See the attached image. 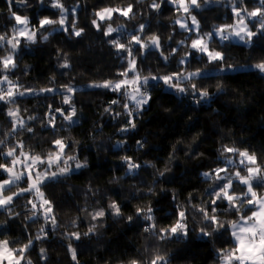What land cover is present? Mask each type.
I'll use <instances>...</instances> for the list:
<instances>
[{"label": "trees", "instance_id": "16d2710c", "mask_svg": "<svg viewBox=\"0 0 264 264\" xmlns=\"http://www.w3.org/2000/svg\"><path fill=\"white\" fill-rule=\"evenodd\" d=\"M249 1L257 5V0H247V3ZM62 2L68 8L79 2L77 27L85 29L84 35L70 38L57 32L48 41H43L38 35L34 44L22 39L16 58L17 68L9 76L24 88L36 90L74 86L78 89L73 102L79 122L67 128V122L57 116V127L65 130L54 134L50 129H43L40 121L45 119L49 105L64 109L68 105L62 104V96L52 93L26 95L19 98L17 104L23 116L37 118L29 121L35 136L29 139L30 134L25 133L21 137L9 138V142L15 143L16 139L22 138L26 148L30 146L36 152L46 153L53 139L65 137L66 142H75L69 154L74 152L81 161L86 160L87 167L77 170L65 182L45 189L55 205L58 226L54 230L49 226L48 239L35 241V247L26 255L33 264H45L39 254V249L44 247L49 257L48 264H76L67 247L71 243L76 248L79 264H127L130 259L147 260L157 250L168 256L170 264H220L217 250L230 248L231 239L224 230H221L224 235L217 234L219 238L200 236V216L192 213L189 197L191 195L194 204L207 201L205 189L209 184L203 181L200 173L217 166L218 149L223 144L255 151L260 157L259 162L264 165V73L252 67L264 60V38L255 37L251 47L243 43H233L227 49L215 45L217 50L225 51L229 57L227 63L238 68L224 73L213 71L211 77L200 85L210 92V102L197 105L192 97L154 86L150 81L148 91L151 99L135 117L136 127L121 132L129 117L120 104H111V101L120 99L123 104L124 98L108 89L87 87L92 82L119 79L117 73L127 66L105 43L107 38L92 27L93 13L103 7L133 3L139 13L135 20L115 19L113 27L124 23L131 32L141 23L150 24L151 30L147 35L155 33L160 36L165 55L189 35L174 24L180 14L169 3L162 4L159 11L151 10L147 7L151 0H140L139 4L136 0ZM226 3L227 0H223L209 10L200 11L197 19L203 31L211 30L214 25L233 22L231 9L224 6ZM12 11L28 16L37 25L40 17L56 19L59 15L58 10L50 6V0H45L44 6L39 0H27L26 5L14 0L11 10L8 0H0V33L10 32L15 23L11 18ZM71 19L69 16V22ZM186 51L188 49L184 48L170 56L167 65L158 52H153L146 59L138 56L137 64L143 75H166L179 70L178 62ZM6 52V49H0V56ZM65 58L71 64L68 69L59 67ZM192 67H203V64H196L193 60ZM217 84L221 85L220 90ZM9 107L14 106L0 102V132L10 128ZM109 107L111 111L105 112ZM117 112L121 115L115 116ZM137 141L143 142V148L137 145ZM121 142L122 146H118ZM125 156L141 165L136 175H126L127 164L122 159ZM0 163L4 161L0 159ZM160 172H164V176H160ZM4 178L6 175L0 171V179ZM21 186L26 187V184ZM240 190L236 188L237 192ZM25 199L19 200L15 207L17 212H22ZM112 201L119 204L121 216L111 214L108 205ZM147 206L153 208L159 227L175 222L178 206L188 207L189 236L179 242H160L144 233L146 221L136 217V209ZM101 207L106 211L105 217L93 221L89 213ZM220 207L218 214L222 220L237 219L231 212L223 211L226 204ZM128 216L133 217V222H128ZM41 223L33 224L25 220L23 214L9 219L7 214L0 213V225H3L0 239L27 243L26 237L31 235L34 238ZM92 224L97 225L96 234L83 236ZM76 231L81 233L78 241L69 240L64 235Z\"/></svg>", "mask_w": 264, "mask_h": 264}, {"label": "snow or ice", "instance_id": "6c2138e0", "mask_svg": "<svg viewBox=\"0 0 264 264\" xmlns=\"http://www.w3.org/2000/svg\"><path fill=\"white\" fill-rule=\"evenodd\" d=\"M13 2L14 0H8L10 10ZM20 2L27 4V0H20ZM39 3L44 6L45 0H39ZM139 3L140 0H136V4ZM164 3L175 7V11L180 15L175 19L174 24L179 25L183 32L189 34L184 40L178 42L177 48H171L168 55H165L159 35L155 33L147 35V32L151 30L150 24L141 23L131 32L124 23L113 27L115 19L123 18L125 22L135 20L139 13L135 10L133 3L126 6L103 7L93 13L92 27L107 38L105 43L114 50L118 59L126 62L127 66L117 73L120 79L92 82L87 87L108 89L124 98L123 104L120 99L111 101V104H120L124 114L129 117L127 126L121 128V132H127L136 127L135 117L143 111L144 106L151 99L148 91L150 81L154 82V86H163L178 95L192 97L197 105L201 102H210V92L200 85L211 77L213 71L224 73L236 71L238 68L236 65L227 63L229 57L226 56L225 51L217 50L215 45L218 44L223 49H227L233 43H243L251 47L255 37L264 38V0H257V6L251 10L247 7L245 0H227L224 6L231 9L233 22L214 25L207 32L202 30L197 15L200 11L209 10L223 3V0H151L147 7L159 11ZM50 6L59 12L56 19L48 16L40 17L37 25L33 24L28 16H21L12 11L11 18L15 23L10 32L0 33V49L7 50L6 55L0 56V102L14 106L7 110L10 128L0 132V159L4 161L0 163V171L6 175V178L0 179V213L7 214L9 219H16L23 214L24 219L33 224L42 221L38 234L34 238L31 235L26 237L27 243L0 239V264H33L26 254L35 247V241L48 239L49 226L53 230L58 226L54 212L55 205L46 195L45 189L50 185L55 186L65 182L77 170L87 167L86 160L81 161L74 152L69 154L75 142H66L65 137L53 139L46 153L36 152L30 146L26 148L22 138L16 139L15 143L9 142V138L21 137L25 133L30 134L29 139L35 136L34 128L30 126L29 121L37 118L23 116L17 104V100L26 95L52 93L62 96V104L68 105L67 109L52 108L49 105L45 119L40 121L43 129H50L54 134L65 130L63 127H57V116L67 122V128L79 122L76 119L77 108L73 102L78 89L74 86L62 85L60 88L48 87L36 90L24 88L9 76L12 70L17 68L16 58L22 39L34 44L37 42L38 35L43 41H48L49 37L57 32L65 33L70 38H79L84 35L85 29L77 27L79 2L68 8L62 0H50ZM69 16L72 18L71 22H69ZM45 32L47 34H44ZM169 39L171 40V37ZM184 48L188 51L184 52L179 60L178 71L166 75L151 73L143 75L138 67V56L146 59L153 52H158L159 57L167 65L170 56H174ZM196 54L199 56L197 57ZM193 60L196 64H203V67H192ZM209 65L213 67L209 68ZM59 67L68 69L71 64L65 58ZM252 67L264 73V60ZM217 89H221L220 84H217ZM104 111L110 112L111 107L105 108ZM120 115L119 112L115 113V116ZM137 145L140 148L144 146L141 141H137ZM118 146H122V142ZM218 151L217 166L200 173L203 181L209 184V187L205 189L207 201L194 204L191 195L189 197L192 213H198L200 216V236L212 238L217 234L224 235V231L227 232L232 243L230 248L217 250L220 264H264V191H257V189H264V165L259 162L260 157L257 153L248 148L241 149L234 145L223 144ZM122 159L127 164L126 175H136L141 165L133 162L131 157L125 156ZM159 175L164 176V172H160ZM22 183H25L26 187H22ZM237 187L241 189L239 192L236 191ZM14 188L16 191H13ZM149 191L151 192L152 189ZM21 199H25V203L21 206L22 212H17L15 207ZM221 204H226L223 211L231 212L237 219L222 220L218 214L221 211ZM108 208L113 216L122 215L121 208L115 201H112ZM89 215L93 221L102 220L106 211L101 207ZM175 215L176 220L173 224L159 227L155 222L151 206L136 209V217L146 221L143 225L144 233L160 242H179L189 236L188 207L178 206ZM126 219L130 223L133 222L132 216ZM2 227L3 225H0V228ZM27 227L26 225V231ZM96 228L97 225L92 224L83 236L95 235ZM64 235L69 240L81 239L79 231ZM67 247L71 259L79 264L76 248L72 247L71 243ZM147 251L148 249H145V252ZM39 254L40 260L48 264L47 249L41 247ZM127 264H170V261L167 255L160 254L157 250L147 260L130 259Z\"/></svg>", "mask_w": 264, "mask_h": 264}, {"label": "rangeland", "instance_id": "374dc122", "mask_svg": "<svg viewBox=\"0 0 264 264\" xmlns=\"http://www.w3.org/2000/svg\"><path fill=\"white\" fill-rule=\"evenodd\" d=\"M245 3H246V5H247V7L249 8V10H251L252 8H254V7H256L257 5H252L253 4V2L252 1H249L248 3H247V0H245ZM194 15L196 14L195 12L193 13ZM179 26V25H178ZM180 28V27H179ZM188 34V33H187ZM193 38H195V37H193ZM239 68H241V67H239ZM243 68H245V66H243ZM131 75V74H130ZM119 79H120V77H119Z\"/></svg>", "mask_w": 264, "mask_h": 264}]
</instances>
